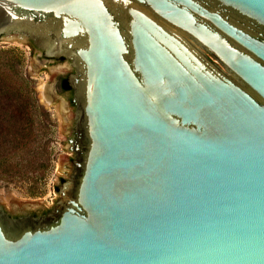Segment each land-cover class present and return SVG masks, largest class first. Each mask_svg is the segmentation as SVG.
Returning a JSON list of instances; mask_svg holds the SVG:
<instances>
[{
  "label": "water",
  "instance_id": "obj_1",
  "mask_svg": "<svg viewBox=\"0 0 264 264\" xmlns=\"http://www.w3.org/2000/svg\"><path fill=\"white\" fill-rule=\"evenodd\" d=\"M5 39L64 58L80 117L0 264H264V0H0Z\"/></svg>",
  "mask_w": 264,
  "mask_h": 264
},
{
  "label": "rangeland",
  "instance_id": "obj_2",
  "mask_svg": "<svg viewBox=\"0 0 264 264\" xmlns=\"http://www.w3.org/2000/svg\"><path fill=\"white\" fill-rule=\"evenodd\" d=\"M7 50H14L15 56L22 60L19 68L21 75L30 81L35 99L50 114L54 135L51 167L39 185L41 195H30L29 180L10 185L0 183V210L8 209V219L12 221L23 218L37 220L52 214L60 200L59 188L75 177L74 161L77 160V154L74 148L78 139L76 126L80 112L73 102V91H63L60 87V80L70 75L61 59H46L29 39H5L0 46V54ZM201 50L229 74L215 58ZM6 73L10 76L9 72ZM13 79L20 84L18 78ZM42 87L48 89L46 96L43 95Z\"/></svg>",
  "mask_w": 264,
  "mask_h": 264
},
{
  "label": "trees",
  "instance_id": "obj_3",
  "mask_svg": "<svg viewBox=\"0 0 264 264\" xmlns=\"http://www.w3.org/2000/svg\"><path fill=\"white\" fill-rule=\"evenodd\" d=\"M15 54L14 50L0 54V183L29 180L30 195L37 196L51 167L54 123L35 99L30 81L21 75L22 60Z\"/></svg>",
  "mask_w": 264,
  "mask_h": 264
},
{
  "label": "flooded vegetation",
  "instance_id": "obj_4",
  "mask_svg": "<svg viewBox=\"0 0 264 264\" xmlns=\"http://www.w3.org/2000/svg\"><path fill=\"white\" fill-rule=\"evenodd\" d=\"M33 44V43H32ZM34 45V44H33ZM35 46V45H34ZM60 59H64V58H60ZM67 82V84H68V86H69V83H68V77L67 78H63V79H61L60 80V87H61V89L63 90V91H73L70 87V89L69 90H65V83L64 82Z\"/></svg>",
  "mask_w": 264,
  "mask_h": 264
},
{
  "label": "bare ground",
  "instance_id": "obj_5",
  "mask_svg": "<svg viewBox=\"0 0 264 264\" xmlns=\"http://www.w3.org/2000/svg\"><path fill=\"white\" fill-rule=\"evenodd\" d=\"M41 90H42V92H43V95L46 96V95H47V90H48V89H47L46 87H42Z\"/></svg>",
  "mask_w": 264,
  "mask_h": 264
}]
</instances>
